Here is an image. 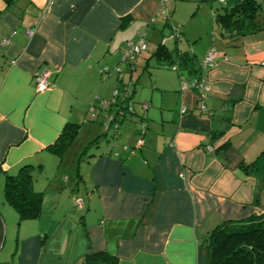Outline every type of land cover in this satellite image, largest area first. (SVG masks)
<instances>
[{
    "label": "crops",
    "instance_id": "0c3cea01",
    "mask_svg": "<svg viewBox=\"0 0 264 264\" xmlns=\"http://www.w3.org/2000/svg\"><path fill=\"white\" fill-rule=\"evenodd\" d=\"M188 1L167 0V18L161 0H0V264H85L101 251L118 264H206L213 228L264 214V28L234 36ZM172 24L182 26L168 45L179 71L138 56L123 80L132 83L136 115L119 143L86 155L75 179L59 169L38 177L68 124L79 125L77 138L102 127L90 106L99 112L98 99L112 98L128 41L145 32L158 42L154 53ZM211 49L210 89L203 97L181 91ZM45 70L50 86L37 92L34 75ZM25 165L43 202L40 216L20 220L4 184Z\"/></svg>",
    "mask_w": 264,
    "mask_h": 264
},
{
    "label": "trees",
    "instance_id": "16d2710c",
    "mask_svg": "<svg viewBox=\"0 0 264 264\" xmlns=\"http://www.w3.org/2000/svg\"><path fill=\"white\" fill-rule=\"evenodd\" d=\"M4 1L10 6L15 4L18 0ZM205 1L214 3L215 0ZM221 2L224 4L222 5L224 12L218 13L215 9L213 15L215 16L216 22L230 34L234 36H244L264 28V13L262 12L261 4L258 0H222ZM167 18H170V11L167 14ZM175 32L177 33L176 37L168 39V41L178 40L180 38L182 26L172 24L170 33L164 37H168ZM162 40L156 51L152 54V57L157 58L159 66L177 71L179 69L178 60L174 62V59H172V52L167 43L163 44ZM140 54H136L132 59H126V63L128 64L126 67H121L117 64L114 68L116 70L120 67L123 71V76H120V73L116 70L118 74V86L115 87V89L127 87L130 89L129 91H131V94L127 97H124L125 94H121L119 98L116 99L118 108L115 106L112 108L109 107L108 110L114 112L115 118L113 119V125H111L108 130L104 129V122L102 119L100 121L102 129H104L102 134L106 135L113 129L112 139L118 137L120 125L130 117L129 115H136V100L134 99L132 83H124L123 80L126 73L130 74L136 68L135 60ZM200 63L201 61L196 69L197 73L193 80L197 77L203 76V79L205 77L207 71H202ZM174 66L175 68H173ZM103 68V72L110 71L108 66ZM192 81L183 80L181 83V91L184 82ZM131 106L132 108L130 109ZM120 112L123 114L120 115ZM147 128L146 121H141V123H139L138 132L141 137H143ZM78 132L79 125L68 124L56 141L49 146V149L62 156L74 143L78 136ZM96 141L98 142V139H95V142ZM137 143L134 145V149L142 146L141 144V146L138 147ZM124 151H130V148L125 146ZM251 165V167H253V164ZM34 179L35 173L33 172L32 165L22 166L16 175H8L6 178L4 184V198L5 201L17 211L20 220L36 218L41 215L43 192L35 189ZM203 244L208 251L206 264H264V214L251 217L241 222L225 221L209 232ZM85 264H118V258L108 251L95 252L87 255Z\"/></svg>",
    "mask_w": 264,
    "mask_h": 264
},
{
    "label": "built area",
    "instance_id": "2783aa9c",
    "mask_svg": "<svg viewBox=\"0 0 264 264\" xmlns=\"http://www.w3.org/2000/svg\"><path fill=\"white\" fill-rule=\"evenodd\" d=\"M222 1V0H220ZM161 12L168 14L169 12V8H168V2L167 0H161ZM28 34L31 35L33 34V30L32 29H28L27 30ZM145 32L140 31L139 32V38L137 40H129L128 41V48L124 51V60L126 61V59H132L136 54H140L143 51H145L147 49V43L145 41ZM177 35V33H173L168 37H164V39L162 40L163 44H166L168 39H172L175 38ZM217 65V61H216V52L215 49H211L205 56L204 58L201 60L200 66L202 68V71H208L213 69L215 66ZM175 68V66L173 67ZM106 69V68H105ZM104 70V68H103ZM102 70V71H103ZM118 72L120 73V76H123V71L121 70L120 67L117 68ZM34 80L36 82V91L37 92H43L45 90H47L50 86V82H49V71L45 70L42 72H37L34 75ZM196 89L201 97L204 96V94L206 93V91H208L210 89V86L208 83L205 82V80L203 79V76L201 77H197L195 78L192 82H184L182 85V90H188V89ZM130 89L127 87H124L123 89H115L113 91V97L110 100H103V99H98V102L101 104V108L99 112H96L97 106L96 103L93 102L91 103L90 106V112L92 115V118L94 120H98L100 117L102 118V121L104 122V129L108 130L110 128L111 125H113V119L115 118L114 116V112L113 111H109V107H116L118 108L117 104H116V99L119 98V96L121 94H125L124 97H127L129 94H131V91H129ZM145 107L147 105H144ZM132 108V106L130 107V109ZM185 106L183 107V110H185ZM204 110L206 111V108H204ZM123 114L122 112H120V115ZM115 125V123H114ZM116 126V125H115ZM142 144V140L140 139L137 143V146H141ZM210 149V148H209ZM75 205L78 208H82L83 206V199L81 197H77L75 199Z\"/></svg>",
    "mask_w": 264,
    "mask_h": 264
},
{
    "label": "rangeland",
    "instance_id": "374dc122",
    "mask_svg": "<svg viewBox=\"0 0 264 264\" xmlns=\"http://www.w3.org/2000/svg\"><path fill=\"white\" fill-rule=\"evenodd\" d=\"M188 2L192 3V5H195V6H197L198 4L201 3L199 6H201L202 8H207V10L209 11V15L212 14L213 10H215V9L217 11L219 10L220 12L223 10V8H222L223 3L219 0L214 1L213 8L209 5L210 3L206 2V1H202V2L198 3L195 0H189ZM199 14H196V16L198 18L194 19V21L191 22L189 24V26L192 27V24H194L195 20H198L201 18L198 16ZM175 25H179V24H175ZM145 39H146V42L148 44H150V48L148 49V51H146V50L143 51L142 52L143 55L141 54V57L151 56L153 51L155 50L157 44H158V42L153 41L151 37L149 38V36H147ZM169 41L167 42V45H169V43H170ZM121 58H122V55L120 57V60H121ZM122 62H124V61H122ZM152 62L155 63V60H152ZM123 67H124V65H123ZM160 68L164 69L166 67L161 66ZM168 71H171V72L176 74V71L173 69L169 68ZM126 75L128 77L127 80H129L130 74L126 73ZM128 82H126V83H128ZM125 122H123L120 125L119 131H118L120 136L123 134L125 129H127L128 126H130L129 125L130 124L129 119H127ZM124 123H125V125L122 127V125ZM133 128H136V127H133ZM132 129H131V132H133ZM112 130L113 129H111L108 132V134L104 135V134H102L104 132V129H102V127H101V128H98V132L95 135L93 134L92 136H87L86 138H79V137L76 138L74 143L63 153L62 156L57 155L55 157H51V155H50V158L45 160L47 166L42 172L40 171V173H38V177H40L41 179H44L48 175H50V177H51V175L52 176L54 175L55 169L56 170L59 169L61 178L65 179V178L71 177V180L75 179L77 171H78L79 163L86 155L90 157L91 155H89V153H92L94 150L103 149L106 146V144L109 142L115 141V142L119 143L118 142V140L120 138L119 135H118V137H115L112 139V134H113ZM138 138H139V136H138ZM95 139H98V142L97 141L95 142ZM137 141L134 143V145H136ZM134 145H130V146L127 145L128 148H130V151H124V149H123V153H124L125 157L127 155L129 156L131 153H133L135 151L140 150L141 147L134 149ZM55 161H56V163H55Z\"/></svg>",
    "mask_w": 264,
    "mask_h": 264
}]
</instances>
